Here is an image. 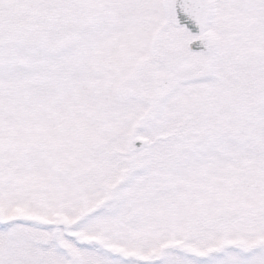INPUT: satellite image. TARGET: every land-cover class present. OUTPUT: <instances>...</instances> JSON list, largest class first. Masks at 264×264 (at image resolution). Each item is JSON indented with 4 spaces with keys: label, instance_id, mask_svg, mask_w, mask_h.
<instances>
[{
    "label": "snow or ice",
    "instance_id": "1",
    "mask_svg": "<svg viewBox=\"0 0 264 264\" xmlns=\"http://www.w3.org/2000/svg\"><path fill=\"white\" fill-rule=\"evenodd\" d=\"M0 264H264V0H0Z\"/></svg>",
    "mask_w": 264,
    "mask_h": 264
}]
</instances>
